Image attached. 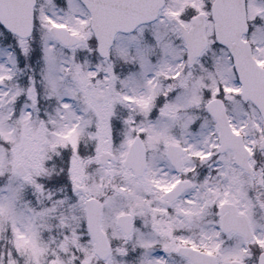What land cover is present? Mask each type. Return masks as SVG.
I'll return each mask as SVG.
<instances>
[{
    "label": "snow or ice",
    "instance_id": "6c2138e0",
    "mask_svg": "<svg viewBox=\"0 0 264 264\" xmlns=\"http://www.w3.org/2000/svg\"><path fill=\"white\" fill-rule=\"evenodd\" d=\"M0 264H264V0H0Z\"/></svg>",
    "mask_w": 264,
    "mask_h": 264
}]
</instances>
